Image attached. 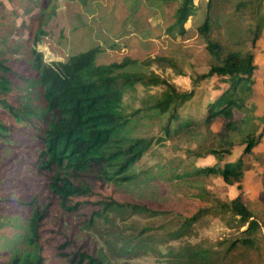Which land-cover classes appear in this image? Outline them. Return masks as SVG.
I'll return each mask as SVG.
<instances>
[{
    "label": "trees",
    "instance_id": "1",
    "mask_svg": "<svg viewBox=\"0 0 264 264\" xmlns=\"http://www.w3.org/2000/svg\"><path fill=\"white\" fill-rule=\"evenodd\" d=\"M5 1L25 3L26 14L29 5L38 7V0ZM222 1H206L205 19L196 28L212 60L209 71L192 78L190 89L183 91L161 75L125 71L136 64L129 58L100 63L98 47L66 61L45 62L36 46L46 22L38 28L37 17L33 30L28 28V42L14 41L3 23L0 0V264H138L133 262L140 258L152 264H247L245 252L262 243L258 219L241 195L222 200L203 184L219 177L240 188L243 160L261 139L245 104L252 94L254 55L242 46L250 26L244 23H250L247 12L253 15L256 7L251 0H237L243 34L239 42L233 37L228 50L209 39ZM198 13L193 0H181L167 34L182 37L188 19ZM252 34L253 44L258 33ZM145 63L177 70L170 58ZM213 77L221 87L201 109L202 82ZM137 86L143 97L133 96ZM234 112L241 114L239 121ZM154 119L160 121L155 135H130L138 123ZM218 119L225 121V140L205 151L214 165L200 169L185 159L158 165L171 183L189 189L197 202L192 211L128 200L112 190L136 181L135 166L155 147ZM237 147L241 151H234ZM212 221L229 236L213 243L194 241Z\"/></svg>",
    "mask_w": 264,
    "mask_h": 264
},
{
    "label": "rangeland",
    "instance_id": "2",
    "mask_svg": "<svg viewBox=\"0 0 264 264\" xmlns=\"http://www.w3.org/2000/svg\"><path fill=\"white\" fill-rule=\"evenodd\" d=\"M1 1L5 11L1 14L3 23L6 27L10 26L8 29L14 41L22 37L23 41L28 42L27 38L32 32L28 28L33 30L37 17L38 28L39 23L44 25L46 22L45 33L36 46L45 62L66 61L73 55L98 47L100 63H118L123 58H129L136 64L127 66L125 71L161 75L183 91L190 89L192 78L206 74L212 64L205 50V38L196 29L205 19L207 0H193L199 6V13L188 19L185 24L187 32L182 37L171 36L166 32L169 23L173 21V11L181 0H38L37 8L28 6V14L25 12L27 5L23 2ZM251 1L256 12L251 16L247 12L250 23H244L250 26L247 40L242 46L245 51L254 55L255 70L252 94L245 104L255 134H260L261 139L243 160L245 170L240 188L237 184L226 185L219 177H209L203 180V184L206 191L222 200L242 196L246 206L259 221L257 237L262 241L259 249L245 252L242 259H246L247 264H264V0ZM236 3L237 0L221 2L216 10L219 20L209 33L210 40L220 42L228 50L234 46L233 37L237 36L236 42H239L243 34V29L238 25L240 18L235 12ZM260 22L263 23L262 26L259 25ZM253 32L258 33V39L252 44ZM156 57L170 58L181 75L170 67L162 70L156 64L145 63ZM219 84L215 77L202 82V91L205 93L201 109L216 95ZM154 92L155 90L150 91ZM144 95L143 89L137 86L133 96L140 98ZM124 102L130 104L131 100ZM133 104L135 107L139 106L137 100ZM234 117L239 121L241 114L234 112ZM159 122L155 119L152 122H140L131 130L130 135H155ZM135 124L136 121L132 123ZM224 124L223 119H218L208 127L200 128L195 134L155 147L135 166L136 181L112 187V190L128 200H140L151 206L171 208L182 213L192 211L197 202L189 194V189L180 183H171L168 177L159 173L158 165L177 159L194 161L195 167L200 169L214 165L213 158L206 155L205 151L222 145L225 140L222 134ZM237 150L241 151V148L234 149ZM226 236H229V232L218 222L212 221L209 228L199 231V236L194 241L206 239L213 243ZM133 263L152 264V261L150 258H140Z\"/></svg>",
    "mask_w": 264,
    "mask_h": 264
},
{
    "label": "bare ground",
    "instance_id": "3",
    "mask_svg": "<svg viewBox=\"0 0 264 264\" xmlns=\"http://www.w3.org/2000/svg\"><path fill=\"white\" fill-rule=\"evenodd\" d=\"M43 68H44V67H43ZM54 94H55V93H54ZM74 163H75V162H74ZM74 163H73V164H74ZM75 164H76V163H75ZM74 168H75V167H74ZM85 177H86V176H85ZM100 185H101V184H100ZM100 185H99V186H100ZM83 192H84V191H83ZM96 192H97V191H96ZM94 193H95V192H94ZM63 196H64V195H63ZM77 200H78V199H77ZM104 200H105V199H104ZM75 201H76V200H75ZM91 203H92V202H91ZM107 203H108V202H107ZM117 205H118V204H117ZM103 207H104V206H103ZM103 207H102V208H103ZM212 207H214V206H212ZM216 207H217V206H216ZM214 208H215V207H214ZM70 209H71V208H70ZM81 211H82V210H81ZM85 211H86V210H85ZM100 212H101V211H100ZM210 212H211V211H210ZM81 214H82V213H81ZM207 218H208V217H207ZM225 218H226V217H225ZM83 220H84V219H83ZM88 220H89V219H88ZM202 220H203V219H202ZM230 221H231V220H230ZM182 222H183V221H182ZM202 222H204V220H203ZM198 223H199V222H198ZM200 223H201V222H200ZM208 223H209V222H208ZM171 224H172V223H171ZM174 224H175V223H174ZM224 224H225V223H224ZM163 225H164V224H163ZM203 225H204V224H203ZM164 226H165V225H164ZM197 226H198V225H197ZM229 226H230V225H229ZM236 226H237V224H236ZM164 228H165V227H164ZM180 228H181V227H180ZM142 230H143V229H142ZM173 231H174V230H173ZM178 231H179V230H178ZM178 231H177V232H178ZM154 232H155V231H154ZM158 232H159V231H158ZM170 232H171V231H170ZM170 232H169V233H170ZM155 233H156V232H155ZM172 233H173V232H172ZM173 234H174V233H173ZM173 234H172V235H173ZM84 237H85V236H84ZM203 238H204V237H203ZM222 238H223V237H222ZM200 240H201V239H200ZM205 240H206V239H205ZM163 241H164V240H163ZM156 242H157V241H156ZM158 242L160 243V241H158ZM213 242H214V241H213ZM221 242H222V241H221ZM221 242H220V243H221ZM228 242H229V241H228ZM186 243H187V242H186ZM220 243H219V244H220ZM181 244H182V243H181ZM188 244H189V243H188ZM188 244H187V246H189ZM198 245H199V244H198ZM210 245H211V244H210ZM210 245H209V246H210ZM20 246H21V245H20ZM24 246H25V245H24ZM167 246H169V245H167ZM195 246H196V245H195ZM23 248H24V247H23ZM184 248H185V247H184ZM201 248H202V247H201ZM186 249H187V248H186ZM213 249H214V248H213ZM18 250H19V249H18ZM19 253H20V252H19ZM80 253H81V252H80ZM117 253H118V252H117ZM216 253H217V252H216ZM84 254H85V253H84ZM86 254H87V253H86ZM86 256H87V255H86ZM160 256H161V255H160ZM87 257H88V256H87ZM88 259H89V258H88ZM93 259H94V258H93Z\"/></svg>",
    "mask_w": 264,
    "mask_h": 264
}]
</instances>
